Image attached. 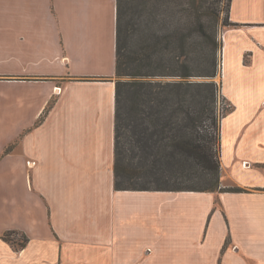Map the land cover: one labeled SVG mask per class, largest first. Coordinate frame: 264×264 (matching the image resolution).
<instances>
[{
	"label": "crops",
	"instance_id": "obj_1",
	"mask_svg": "<svg viewBox=\"0 0 264 264\" xmlns=\"http://www.w3.org/2000/svg\"><path fill=\"white\" fill-rule=\"evenodd\" d=\"M228 19L220 181L242 190L116 189V0H0V264H264V0Z\"/></svg>",
	"mask_w": 264,
	"mask_h": 264
},
{
	"label": "trees",
	"instance_id": "obj_2",
	"mask_svg": "<svg viewBox=\"0 0 264 264\" xmlns=\"http://www.w3.org/2000/svg\"><path fill=\"white\" fill-rule=\"evenodd\" d=\"M221 3L116 0V189L242 190L220 181Z\"/></svg>",
	"mask_w": 264,
	"mask_h": 264
},
{
	"label": "rangeland",
	"instance_id": "obj_3",
	"mask_svg": "<svg viewBox=\"0 0 264 264\" xmlns=\"http://www.w3.org/2000/svg\"><path fill=\"white\" fill-rule=\"evenodd\" d=\"M221 5H222V11H221V13H220V20H224L226 17V14H227V0H222V3H221ZM224 27H228V25H226V24H223V25H221L220 24V27H219V29H220V31L224 28ZM220 31H219V35H220ZM215 81L217 82V84H218V86L220 87V90H221V81H220V76H219V73L217 74V76L215 77ZM222 84H225V83H222ZM60 87V86H59ZM226 87H227V85H226ZM60 90H61V87H60ZM228 106H229V103L226 101V99H224L223 97H222V99H221V101H220V112H223L224 111V113L223 114H225V113H227L228 111H226L227 109H228ZM222 114V115H223ZM236 114L235 115H233V117H232V119H231V121L232 120H235V118H236ZM230 119L229 118H226L225 119V121H224V123H227L228 121H229ZM140 181V180H139ZM141 183L140 184H146L147 182H145V181H140ZM153 185V184H152ZM9 237L12 239V240H15V241H21V235H19V234H17V233H13V234H11V235H9Z\"/></svg>",
	"mask_w": 264,
	"mask_h": 264
},
{
	"label": "built area",
	"instance_id": "obj_4",
	"mask_svg": "<svg viewBox=\"0 0 264 264\" xmlns=\"http://www.w3.org/2000/svg\"><path fill=\"white\" fill-rule=\"evenodd\" d=\"M221 36H222V34H221ZM56 89H57V91H59V90H60V87H59V86H57V87H56Z\"/></svg>",
	"mask_w": 264,
	"mask_h": 264
}]
</instances>
